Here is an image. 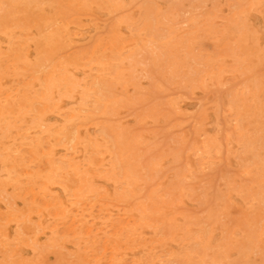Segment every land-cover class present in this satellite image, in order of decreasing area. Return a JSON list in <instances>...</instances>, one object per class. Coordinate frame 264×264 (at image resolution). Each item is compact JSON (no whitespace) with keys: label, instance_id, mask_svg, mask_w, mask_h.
Here are the masks:
<instances>
[{"label":"rangeland","instance_id":"rangeland-1","mask_svg":"<svg viewBox=\"0 0 264 264\" xmlns=\"http://www.w3.org/2000/svg\"><path fill=\"white\" fill-rule=\"evenodd\" d=\"M0 264H264V0H0Z\"/></svg>","mask_w":264,"mask_h":264},{"label":"bare ground","instance_id":"bare-ground-1","mask_svg":"<svg viewBox=\"0 0 264 264\" xmlns=\"http://www.w3.org/2000/svg\"><path fill=\"white\" fill-rule=\"evenodd\" d=\"M46 11V10H45ZM256 25V24H255ZM46 118H49V117H46ZM89 132V131H88ZM107 186V185H106ZM109 186V185H108ZM109 189V188H108ZM110 190V189H109ZM43 221V220H42ZM42 221H40V222H42ZM10 232V231H9ZM9 234V233H8ZM1 246H3V245H1ZM23 253V252H22ZM139 253V252H138Z\"/></svg>","mask_w":264,"mask_h":264}]
</instances>
